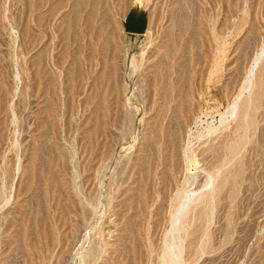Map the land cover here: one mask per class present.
Segmentation results:
<instances>
[{
    "label": "rangeland",
    "instance_id": "374dc122",
    "mask_svg": "<svg viewBox=\"0 0 264 264\" xmlns=\"http://www.w3.org/2000/svg\"><path fill=\"white\" fill-rule=\"evenodd\" d=\"M0 264H264V0H0Z\"/></svg>",
    "mask_w": 264,
    "mask_h": 264
},
{
    "label": "bare ground",
    "instance_id": "6f19581e",
    "mask_svg": "<svg viewBox=\"0 0 264 264\" xmlns=\"http://www.w3.org/2000/svg\"><path fill=\"white\" fill-rule=\"evenodd\" d=\"M260 62V61H259ZM251 99V98H250ZM250 99H247V100H245L244 102H242V103H240V104H237V105H235V107H234V109H233V112H232V114L234 113V111H235V114L234 115H236V116H240V117H244L245 115H246V113H247V110L249 109V106H250V104H251V100ZM249 111V110H248ZM233 118V117H232ZM210 195H211V193H210ZM198 198V197H197ZM192 205H193V203H192V200H191V202H190ZM191 204H189V207H187L186 209H187V211L188 210H190V205ZM194 204H195V201H194ZM191 205V206H192ZM184 212H185V210H184ZM182 213V212H181ZM181 218V217H180ZM185 218V217H184ZM177 222V221H176ZM179 223V222H178ZM180 239V238H179ZM173 254V253H172ZM180 255V254H179ZM171 257V256H170ZM179 257V256H178Z\"/></svg>",
    "mask_w": 264,
    "mask_h": 264
},
{
    "label": "water",
    "instance_id": "95a60500",
    "mask_svg": "<svg viewBox=\"0 0 264 264\" xmlns=\"http://www.w3.org/2000/svg\"><path fill=\"white\" fill-rule=\"evenodd\" d=\"M133 28H134V31H136V32H142V28H139V27H136V26H134Z\"/></svg>",
    "mask_w": 264,
    "mask_h": 264
}]
</instances>
